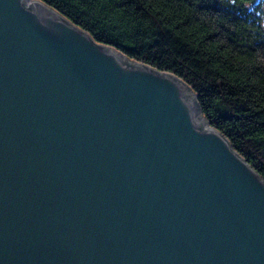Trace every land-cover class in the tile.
<instances>
[{"label": "water", "instance_id": "obj_1", "mask_svg": "<svg viewBox=\"0 0 264 264\" xmlns=\"http://www.w3.org/2000/svg\"><path fill=\"white\" fill-rule=\"evenodd\" d=\"M0 264H264V178L179 76L0 0Z\"/></svg>", "mask_w": 264, "mask_h": 264}, {"label": "trees", "instance_id": "obj_2", "mask_svg": "<svg viewBox=\"0 0 264 264\" xmlns=\"http://www.w3.org/2000/svg\"><path fill=\"white\" fill-rule=\"evenodd\" d=\"M100 42L173 72L264 178V0H42Z\"/></svg>", "mask_w": 264, "mask_h": 264}]
</instances>
